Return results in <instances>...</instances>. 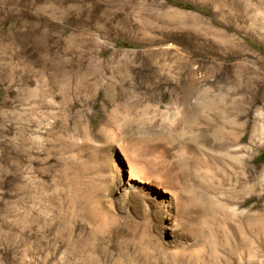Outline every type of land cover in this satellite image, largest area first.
Listing matches in <instances>:
<instances>
[{
    "label": "rangeland",
    "instance_id": "1",
    "mask_svg": "<svg viewBox=\"0 0 264 264\" xmlns=\"http://www.w3.org/2000/svg\"><path fill=\"white\" fill-rule=\"evenodd\" d=\"M0 264H264V0H0Z\"/></svg>",
    "mask_w": 264,
    "mask_h": 264
},
{
    "label": "bare ground",
    "instance_id": "2",
    "mask_svg": "<svg viewBox=\"0 0 264 264\" xmlns=\"http://www.w3.org/2000/svg\"><path fill=\"white\" fill-rule=\"evenodd\" d=\"M62 69V68H61ZM44 71V69H43ZM46 72V71H45ZM51 75V74H50ZM52 76H54L56 79L61 80H66V82L68 81V74L64 71V72H58V70L55 69V71L53 72ZM64 82V81H63ZM58 83V81H57ZM60 83V82H59ZM64 87V86H63ZM62 91V90H61ZM64 94H66V91L63 89L62 91Z\"/></svg>",
    "mask_w": 264,
    "mask_h": 264
}]
</instances>
